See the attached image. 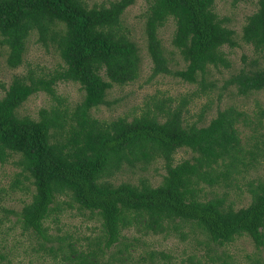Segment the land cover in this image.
Instances as JSON below:
<instances>
[{"label": "trees", "instance_id": "16d2710c", "mask_svg": "<svg viewBox=\"0 0 264 264\" xmlns=\"http://www.w3.org/2000/svg\"><path fill=\"white\" fill-rule=\"evenodd\" d=\"M222 1L148 0L143 14L152 62L148 80L162 74L197 87L180 96L175 106L171 99H157L151 113L130 121L118 117L105 122L91 117L90 111L106 104L113 86L133 83L139 76V49L122 18L135 0L92 7L85 0H0V46L6 48L7 67L22 65L33 32L38 43L51 46L62 61L51 73L35 75L29 70L25 76H14L2 87L0 98V165L12 162L19 169L12 188L30 196L19 212L2 210L14 214L22 232L34 237L36 251L53 260L59 257L63 264H95L105 250L119 243L128 227L143 235L176 233L183 238L180 223L194 224L206 246H223L246 236L256 249L264 247V180L252 191L250 205L238 210L225 206L223 198L200 201L196 196L200 184L226 182L239 164L245 165L237 156L240 112L218 109L201 126L184 118L189 99L219 88L206 78L208 69L221 72L232 65L221 49L235 48L238 43L234 30L214 10ZM248 1L230 0V4ZM169 20L175 25L172 46L184 63V69L176 71L171 70L158 37ZM241 40L258 53L262 65L230 73L220 90L234 88L236 95L246 96L264 89V0H257V9L247 16ZM59 82L76 83L83 92L71 113L59 106L55 93ZM38 93L51 97L57 106L41 108L36 120L20 116L17 110ZM253 138L254 150H246L250 160L261 155L257 140L261 136ZM183 148L193 156L174 164V155ZM158 160L165 169L158 186L146 181L140 185L111 181L125 166L144 170ZM220 164L224 172L217 171ZM71 209L89 211L100 222V233L79 246L70 234L54 236L44 226L48 218L57 222L59 215ZM154 254H149L151 260Z\"/></svg>", "mask_w": 264, "mask_h": 264}, {"label": "rangeland", "instance_id": "374dc122", "mask_svg": "<svg viewBox=\"0 0 264 264\" xmlns=\"http://www.w3.org/2000/svg\"><path fill=\"white\" fill-rule=\"evenodd\" d=\"M111 1L114 0H85L90 7L100 4L108 5ZM147 6L148 0H135V3L127 8L122 16L130 39L139 49L141 57L139 76L133 83L113 86L107 92L106 104L90 111L91 117L99 121L110 122L118 117H124L130 121L147 111L151 113L153 102L157 99H171V105L175 106L180 96L190 94L197 87L169 75L161 74L148 80L152 62L146 49L144 33L143 14ZM256 9L257 0L242 2L234 7L231 6L230 0L215 4V12L219 19L225 20V26L234 30L238 45L235 48L224 46L221 49L232 64L229 70L222 69L221 73L208 69L206 78L214 80L219 88L189 99L187 113L184 115L186 123L198 122L197 124L201 126L213 119L218 109L233 108L242 114L239 117L240 122L236 125L240 134L237 156L245 165L239 164L237 171L232 172L226 182H220L214 186L200 184L196 193L200 201L223 198L224 205L234 210L249 206L253 198L252 191L264 180V119L261 118V112L264 110V89L246 96H238L234 88L222 91L220 87L230 73L242 69L255 70L262 65V59L258 53L241 40L242 27L246 18ZM174 30V22L169 20L159 29L158 37L169 59L171 70L176 71L184 69V63L171 43ZM37 39L36 32L28 37L23 63L17 69L7 67L6 48L0 46V98L4 95L2 87H7L14 76H25L29 70L34 71L35 75H44L62 66L61 59L50 48L51 46L44 47L38 43ZM55 90L56 97L61 101L60 108H68L69 113L74 111L75 106L83 98V92L76 83L59 82ZM219 94H221L220 100H218ZM166 102L168 104V101ZM53 105L57 106V103L51 97L38 93L29 97L17 113L36 120L41 108H50ZM202 113L204 116L200 120ZM253 136H261L257 139L261 155L250 160L246 150H254L256 138ZM192 156L190 150L180 149L174 155V164L191 159ZM225 170L223 165L217 166L218 172ZM18 172L19 169L12 162L0 165V255L4 257L0 259V264H63L59 257L53 260L51 255L36 251L38 247L34 237L22 232L14 214L2 210L5 208L19 212L30 201V196L23 189L12 188L14 176ZM164 175L163 162L158 160L144 170L129 169L125 166L111 181L114 184L130 182L134 185H140L146 181L155 187L161 183ZM20 179L24 185L29 184V181ZM53 218L50 217L45 221L44 226L48 227V233L54 236L70 234L77 246L85 243L88 237L93 238L100 233L99 219L96 215L92 216L89 211L71 209L59 215L57 222H54ZM179 229L184 234L183 238L176 233L143 235L135 228L128 227L122 231L123 237L119 243L105 250L104 256L95 264H224V260H226L225 264H262L264 262V247L256 249L246 236L237 237L232 243L223 246L214 244L206 246L204 236L194 224L180 223ZM151 252L155 253L153 260L149 257ZM161 254L168 257L163 258Z\"/></svg>", "mask_w": 264, "mask_h": 264}]
</instances>
